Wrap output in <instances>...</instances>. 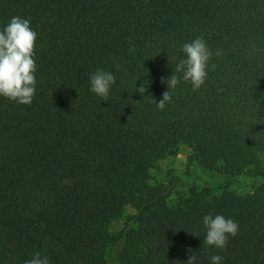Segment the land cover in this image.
Segmentation results:
<instances>
[{"label":"trees","instance_id":"1","mask_svg":"<svg viewBox=\"0 0 264 264\" xmlns=\"http://www.w3.org/2000/svg\"><path fill=\"white\" fill-rule=\"evenodd\" d=\"M13 16L37 33L36 90L0 97V264H108L119 240L118 264H264V182L191 187L172 206L150 176L181 144L209 170L264 175V0H0V28ZM196 37L213 52L205 82L157 109ZM97 69L116 77L107 101L89 91ZM205 214L238 224L224 250L204 243Z\"/></svg>","mask_w":264,"mask_h":264},{"label":"clouds","instance_id":"2","mask_svg":"<svg viewBox=\"0 0 264 264\" xmlns=\"http://www.w3.org/2000/svg\"><path fill=\"white\" fill-rule=\"evenodd\" d=\"M36 36L37 33L30 27V21L18 16L11 17L0 28V97L19 104L31 103L36 90V63L33 58ZM180 51L184 55L166 80L167 90L159 101L154 102L157 109L162 110L166 102H171L169 89H175L179 83L187 82L195 91L205 82L208 62L213 52L204 38L196 37L183 43ZM219 54L217 51L216 55ZM115 82L116 77L112 72L97 69L89 76V91L107 101L110 88ZM136 91L142 94L145 87L141 84ZM201 222L205 229L204 243L220 250L225 249L228 238L234 237L238 231V224L221 214H205ZM221 260L220 255H212L210 264H221ZM24 264H49V260L36 252ZM184 264H197V257L188 255Z\"/></svg>","mask_w":264,"mask_h":264},{"label":"rangeland","instance_id":"3","mask_svg":"<svg viewBox=\"0 0 264 264\" xmlns=\"http://www.w3.org/2000/svg\"><path fill=\"white\" fill-rule=\"evenodd\" d=\"M190 154L189 148L181 144L174 155L159 159L150 170L152 180L168 185L167 200L172 206L191 187L208 188L213 193L228 189L237 194H247L264 182V175L235 174L226 164L221 165L222 169L209 170L191 159ZM260 158L264 162V152L260 153ZM134 213L130 205L125 206L121 216L110 223V231L118 233ZM121 243L119 240L111 247L108 264H118Z\"/></svg>","mask_w":264,"mask_h":264}]
</instances>
